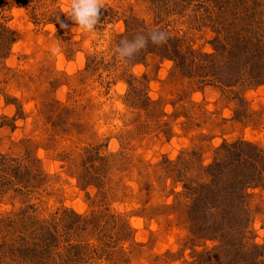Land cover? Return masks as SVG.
<instances>
[{"label": "rangeland", "instance_id": "rangeland-1", "mask_svg": "<svg viewBox=\"0 0 264 264\" xmlns=\"http://www.w3.org/2000/svg\"><path fill=\"white\" fill-rule=\"evenodd\" d=\"M201 1L176 16V30L196 49L214 53L216 34L224 30L202 17L220 1L228 4L223 16L240 14L241 27L264 33V24L251 26L245 18L257 10L264 19V0L258 7L251 0ZM33 2L40 9L33 13L23 2L0 5V23L16 35L0 52V264H50L40 249L63 264L65 255L42 246L49 240L40 233L68 211L90 224L74 238L81 248L78 263L65 264H214L205 260L209 253L220 263L264 260V187L248 190L246 223L221 213L223 231L200 230L193 237L182 187L212 180L199 173L200 166L211 165L225 142H249L264 151V84L253 83L264 80V59L254 50L260 41L254 47L246 37L220 59L223 78H234L220 84L212 72L190 77L159 56L136 66L117 58L116 37L125 25L106 12L133 10L153 20L150 3L101 0L100 22L87 32L68 17L71 0ZM59 10L64 16L57 23L45 21L44 14ZM132 75L148 79L135 84L141 96L128 99ZM92 149L105 162L89 170ZM91 172L100 182L90 183ZM23 238L26 246L19 243ZM68 240L61 236L58 242L65 247Z\"/></svg>", "mask_w": 264, "mask_h": 264}, {"label": "trees", "instance_id": "trees-1", "mask_svg": "<svg viewBox=\"0 0 264 264\" xmlns=\"http://www.w3.org/2000/svg\"><path fill=\"white\" fill-rule=\"evenodd\" d=\"M9 1L10 0H0V5H3L4 3H7ZM14 1L18 4L20 2H23L21 3V5L26 7L27 10L32 13L40 10L39 4H35L33 0ZM141 1L147 4H151L152 11L154 13L152 18L153 20L141 17L136 12L134 13L133 10L129 11V13H121L114 10L113 12L112 10L106 12V17H110L111 21L117 19L119 22H123L125 25L124 33L119 34L116 37V45L124 38L131 40L137 34L146 35L152 29H160L162 31H166L169 33L170 38L166 44L162 45H156L149 41L148 46L145 49L139 51L133 57L127 59L126 63L132 66L141 64L144 65L146 64L145 62L147 58L155 55L163 59L174 61L186 73H188L190 77L199 75V78L205 79L204 74L207 75L212 72V74L215 75L219 81H221L219 82L220 84H223L226 81L227 83L231 84L234 78L231 77V75H227L226 78H223L225 72L224 69H219V63L220 59L225 57V55H228L230 52L234 51V49L237 48L239 44H241L240 41H242L246 37L247 38L244 41H250L251 45H254L255 42L260 41L257 43L259 46L256 45V48L254 50L258 51L257 54L260 52L259 55L264 59V33L254 35V33L256 32L255 28L250 31L251 28L249 30L247 25H242L241 27L240 24L242 23L243 18H241L240 14L233 16H223L224 11L228 6V4L224 3L223 1L217 2L215 12H211L212 7H210L211 5H209L208 8H206V13H204L205 16L202 17L204 20L205 18H208L210 21H212L216 29L218 27V29L222 28V31L224 30V32H218V34H216V38L213 42V54L204 53L201 50L196 49L195 46L188 41L186 34H184L182 31L179 32L176 30V16L181 19L180 16L184 12L191 10V8H196L199 4L204 5L203 1ZM251 1L253 4H256V7H258V2L261 3L260 0ZM210 4H212V2ZM219 11L221 12L220 14L218 13ZM256 13H258L257 10H253L245 14L246 19H252L251 26H253L254 24H258L259 26H261V24H264V19L262 17L259 18L258 15L256 16ZM51 15L52 16L44 14L43 17L46 22L52 24L58 22V16H64L61 10L55 11ZM35 16H37V19H39L40 14L35 13ZM105 19L107 20V18H104V20ZM227 29H229V31ZM15 41V33L10 28L0 23V52L4 53V51H8L10 46H12ZM243 44H246L245 46L250 49L248 43ZM247 48L245 49V51L249 53L251 49L247 50ZM243 50L244 47L242 48V51ZM238 52L240 53L241 51ZM247 57L249 58L248 61H250L251 54L250 57L249 55ZM251 63L253 64V61ZM248 69L254 72V66L253 68L249 66ZM231 73L233 72L231 71V68H229L228 74ZM131 79L132 80L129 82L130 92L128 94V99L130 95H132L133 97H136L137 95L141 96L142 93L137 90L135 84H141L143 81H146L148 79V76L143 75V77L138 78L132 75ZM253 83L254 85L260 86L264 84V80H254ZM146 92L147 99L145 101V104L149 108V106L151 105V99L148 97V91ZM162 113L164 116L166 115L164 109H162ZM94 150L96 151V154L92 153L94 152ZM87 159L89 160L87 162V169L89 170H92V167L95 169L97 165L105 162V157L102 156L96 149L91 150V156ZM262 164H264V151L253 143L239 141L235 143H223L222 146L217 149V153L211 165L200 166L199 173L202 172L205 175H209L212 180L203 184H184L182 186L184 190V196L187 199L185 200V205H183V208L188 214V224H192V237L200 233V230L204 233H216L215 231L212 232V230L214 229L216 231H223L222 227H219V224L223 225L221 221L224 220H219V215L221 213H224V215L226 216V212H229L233 218L237 214L239 217H241L239 219L237 218V220L241 221L242 223H246V216L249 214L248 212H246V210H248L249 208L246 207L245 198L248 195V190L257 187H264V182H262V178L264 176V168ZM98 176L99 174L96 175L95 172L94 174L91 172V176L89 179L90 183H94L98 179V181L100 182L101 178ZM211 218H213V220H211ZM202 221L204 222V224L201 223ZM211 223L212 225L210 226ZM82 224H84L83 226L87 228L86 225L90 224L89 218L82 217L74 213L73 211L65 212L63 214V217L60 218L58 225L50 227L47 226L48 228L45 226L43 227L44 230L42 231V233H40V235H46L44 240L49 241L44 242L42 246L46 244L49 249H47L48 251H50V248H53L54 250L62 252L65 255V258L62 257L60 259V261H63V264H65L68 259L78 263V258H80L81 256V252L79 251L81 250V248L75 244L76 242L74 238H79V232L83 230V228L81 227ZM54 227L57 229H55ZM61 236H66L67 238H69L67 246L65 247H61L58 242V239ZM71 239H73V241H70ZM49 242H51L52 246H48ZM19 243L24 246L25 244H27V240H24L23 238L19 241ZM33 246L35 245L28 244V248H31ZM27 250L28 249H25L24 251L22 250L23 252L21 254H23ZM40 253H44V256L47 257L46 259L49 261V263L54 264L53 258L49 255V253L47 255V253H45L43 249H40ZM239 257H241L243 261H246L245 254H242ZM25 258L29 257L25 256ZM205 260H208V262L214 264H239L237 262L225 263L224 261L220 263V258L213 257L211 253L207 255V258L205 257ZM250 263L264 264V260L257 261L255 259V263Z\"/></svg>", "mask_w": 264, "mask_h": 264}, {"label": "clouds", "instance_id": "clouds-1", "mask_svg": "<svg viewBox=\"0 0 264 264\" xmlns=\"http://www.w3.org/2000/svg\"><path fill=\"white\" fill-rule=\"evenodd\" d=\"M103 8L101 0H71L67 7V14L78 27L87 32H92L96 29L100 22L101 12ZM59 21V18H57ZM54 27V25H53ZM61 28H67L68 25L61 22ZM169 33L160 29H152L146 35L137 34L133 39H122L115 47V53L118 59L127 61L139 51L148 46L149 41L156 45L166 44L169 40ZM59 49H53V53H58Z\"/></svg>", "mask_w": 264, "mask_h": 264}]
</instances>
